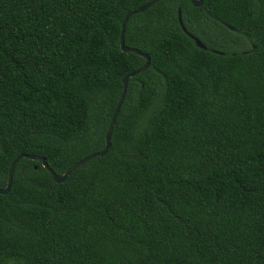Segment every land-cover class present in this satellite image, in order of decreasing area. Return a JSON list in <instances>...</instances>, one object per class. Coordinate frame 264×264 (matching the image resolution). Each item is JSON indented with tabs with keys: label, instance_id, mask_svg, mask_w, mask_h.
<instances>
[{
	"label": "trees",
	"instance_id": "16d2710c",
	"mask_svg": "<svg viewBox=\"0 0 264 264\" xmlns=\"http://www.w3.org/2000/svg\"><path fill=\"white\" fill-rule=\"evenodd\" d=\"M149 1L0 0V189L104 149ZM124 43L150 66L108 152L60 184L17 162L0 264H264V0H160Z\"/></svg>",
	"mask_w": 264,
	"mask_h": 264
},
{
	"label": "water",
	"instance_id": "95a60500",
	"mask_svg": "<svg viewBox=\"0 0 264 264\" xmlns=\"http://www.w3.org/2000/svg\"><path fill=\"white\" fill-rule=\"evenodd\" d=\"M160 0H151L148 3H146L145 5L141 6L138 10L130 13L129 15H127L121 25V33H120V49L122 52L124 53H132L135 54L137 56L142 57L145 60L144 65L139 68L137 71L130 73L128 75H126L123 80H122V84H123V88H122V93L121 96L119 98V101L116 105V108L113 112V115L111 117L109 126L107 128L106 134H105V147L102 151L91 154L87 157H85L84 159L80 160L79 162H77L76 164L72 165L70 168H68L66 170V172H64L61 176H57L47 165L46 161L44 158L39 157V156H34V155H20L18 156L10 165L9 167V171H8V180H7V184L5 186L4 189H0V195H6L11 187V183H12V176H13V172H14V168L15 165L17 164V162L22 159H29V160H33V161H39L42 164V167L48 172V174L50 175L51 179L57 183L60 184L62 182L65 181V179L67 178L68 175H70L73 171H75L76 169H78L80 166L84 165L85 163H87L88 161L95 159L97 157H103L106 155V153L108 152L109 148H110V138H111V132L112 129L114 127V123H115V119L120 111V108L123 104L124 98H125V94H126V90H127V82L129 78L135 77L141 73H143L144 71H146L149 66H150V59L146 54L141 53L140 51L136 50V49H132V48H128L125 46L124 43V32H125V26L126 23L128 21V19L135 14H139V13H144L146 12L150 7H152L153 5H155L156 3H158ZM202 1L203 0H189V2L192 4V6L199 8L202 5ZM178 24L181 28V30L183 31V33L190 38L193 43L195 44V46L201 50H206V47L200 42L199 39H197L196 37H194L192 34H190L184 27L183 23H182V18H181V13L180 10H178ZM215 54H220L217 52H214ZM106 149V151H104Z\"/></svg>",
	"mask_w": 264,
	"mask_h": 264
},
{
	"label": "snow or ice",
	"instance_id": "6c2138e0",
	"mask_svg": "<svg viewBox=\"0 0 264 264\" xmlns=\"http://www.w3.org/2000/svg\"><path fill=\"white\" fill-rule=\"evenodd\" d=\"M104 151H106V149Z\"/></svg>",
	"mask_w": 264,
	"mask_h": 264
}]
</instances>
